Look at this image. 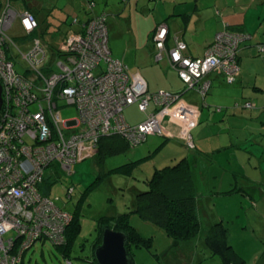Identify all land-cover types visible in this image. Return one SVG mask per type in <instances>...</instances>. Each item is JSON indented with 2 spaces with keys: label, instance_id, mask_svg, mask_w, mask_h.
<instances>
[{
  "label": "built area",
  "instance_id": "obj_1",
  "mask_svg": "<svg viewBox=\"0 0 264 264\" xmlns=\"http://www.w3.org/2000/svg\"><path fill=\"white\" fill-rule=\"evenodd\" d=\"M16 17L27 33L37 27L28 12L16 14L9 6L0 12V264H21L24 253L37 242L62 244L72 217L37 191L51 164L57 163L69 173L84 147L94 150L100 136L118 133L138 144L146 136L161 135L165 118L181 128V138L193 148L191 130L198 114L182 102L181 93L149 92L141 76L112 59L100 20L90 21L82 34L70 33L65 38L60 49L71 55L57 63L60 71L56 73L41 75L48 47L38 40L29 42L22 57L34 71L32 78L40 75L42 80L38 85L42 95L32 94V81L15 74L13 64L5 59V40L9 42L5 33ZM166 36V25H159L153 37L156 62L164 57ZM216 38L217 43L202 58L185 57L182 42L168 50L171 67L186 91L195 89L203 96L209 82L202 78L212 71L229 84L236 78L238 40L223 35ZM34 102H38V110L30 111L28 103ZM58 102L73 106L76 116L61 120ZM134 103L147 114L141 123L130 125L123 111Z\"/></svg>",
  "mask_w": 264,
  "mask_h": 264
},
{
  "label": "crops",
  "instance_id": "obj_2",
  "mask_svg": "<svg viewBox=\"0 0 264 264\" xmlns=\"http://www.w3.org/2000/svg\"><path fill=\"white\" fill-rule=\"evenodd\" d=\"M40 1L29 0V5L31 9L37 11L38 15H43L42 10L45 7L48 9L51 4ZM127 1L128 10L131 8V12L141 13L145 18L143 39L141 40V36L134 30L132 33L134 56L139 58L137 63L139 70L134 74H138L146 81L149 92L182 93V102L198 113L197 123L191 130L195 145V150L191 154L188 155L183 151V144L178 140V137L182 139L181 128L169 118H166L167 125H163L164 119L161 122L162 132L159 136L162 137L160 138L162 141L160 143L157 140L154 141L153 151L158 147L157 151L163 150L166 142L173 140V147L166 149V152L170 153V162L176 163L183 158L188 160L192 169L197 199L200 197L213 203H220L222 200V202L234 204L236 206L234 209L239 211L241 205L237 200H249L254 205L257 203V192L260 196L259 203L264 204V57L259 56L256 49L257 44L264 45V0H159L158 3L155 0ZM2 2L3 0H0V4ZM67 3H73L77 7L75 0H67ZM151 3H153L152 8H150ZM131 19L132 16L129 21ZM159 24H165L168 29L167 49L174 46L176 42H184L187 47L186 55L189 57H201L206 47L212 43L215 34L220 32L224 25L250 34L252 40L246 42L239 52L240 71L235 83L228 85L222 75L211 72L207 75L210 88L204 97L192 90L185 91L175 71L169 67L166 56L161 62L154 61V47L150 35ZM130 26L133 27L131 23ZM68 31L66 32L69 34L71 31ZM137 42L140 44L139 47L142 46L139 55ZM245 102L253 103L254 108L244 109ZM130 107L137 108L136 105ZM152 110L153 106L149 111L152 112ZM123 115L130 125H137L145 119L143 114L138 120L131 122L126 118L125 112ZM84 148L83 159L94 154L93 150L90 151L87 146ZM203 153L210 155L205 158ZM189 156H191L190 159ZM168 163L167 166H169ZM156 166L157 164L152 166L151 173L157 169ZM235 186L240 189L239 192L229 195L221 194ZM238 193H242L244 197H240ZM255 207L257 209L258 205L256 204ZM253 213L258 221L264 222L262 210ZM219 220L224 223L227 219L225 215H222L212 222L208 221L204 227H201L199 221V242L204 243L208 228ZM226 226L229 232V227ZM195 240L196 238L190 241L191 259L199 260L200 255L194 249L199 242ZM261 241L264 243V237ZM230 245L243 259L234 245L231 243Z\"/></svg>",
  "mask_w": 264,
  "mask_h": 264
},
{
  "label": "rangeland",
  "instance_id": "obj_3",
  "mask_svg": "<svg viewBox=\"0 0 264 264\" xmlns=\"http://www.w3.org/2000/svg\"><path fill=\"white\" fill-rule=\"evenodd\" d=\"M40 0H37L39 2ZM142 1V0H141ZM145 1V0H144ZM40 2H50L52 9L47 18L48 23L55 25L56 21L60 19H67V23L62 25L58 33L42 34L43 25L39 27V34L24 37L19 27L14 26L9 35L13 37L14 42L20 49H27L31 43L30 38L37 37L43 43L54 45L67 27L70 25L72 18L78 17L82 19L87 17L82 12V0H75L77 7L73 3H67V0H41ZM159 0H157V3ZM96 11L103 10L108 14V46L111 56L115 59L121 60L129 69V72L136 73L139 70L138 56H134V45L132 42V33L135 31L140 35L142 40L144 35L145 18L141 13L135 15L128 10V3L122 0H107L104 3L102 0H96ZM118 6V9H117ZM144 6V5H143ZM140 6V7H143ZM153 3L150 4L152 8ZM54 7V8H53ZM46 9V10H45ZM42 12L47 11L45 7ZM141 8L139 9V11ZM49 12V11H48ZM57 15V17H55ZM59 16V17H58ZM132 16L131 21L129 18ZM135 19H138V21ZM133 27H129L130 23ZM52 25V26H53ZM134 30V31H133ZM33 41V40H32ZM30 42V43H28ZM48 46L52 50L51 46ZM137 53H141L142 46L137 42ZM14 53L16 52L13 49ZM52 60V72H56L57 62L63 60L58 56H49ZM17 60L20 62L19 58ZM22 65H26L21 61ZM58 109L61 120H69L76 116V110L73 106H62ZM37 107V105H36ZM152 107V104H151ZM125 112L126 118L133 122L143 116V112H139L137 108H127ZM142 113V114H141ZM166 118L163 120V125H167ZM177 134V133H176ZM178 135V134H177ZM176 135V138H177ZM175 137V136H174ZM160 136H150L143 144L131 147L127 152H122L115 155L107 156L103 159L100 165L98 157L87 156L81 158L79 162L72 166L71 172L56 171L59 180L52 183L48 181V192L50 199L60 208L65 211L73 212L77 207L79 218L81 221L80 233L74 242L73 252L70 262L72 264H92L90 261L91 249L98 237L96 223L101 216H116L124 212H130L133 209L135 195L138 192L147 189L146 181L151 173V168L157 164L156 168L161 169L167 166L170 162V153L166 149H171L173 140L166 142L163 150L157 151L149 159L141 163L139 168L131 169L129 163L134 162L144 156H148L153 152L155 145L154 141L160 143L162 139ZM180 143L183 144V151L188 155L193 150H187L182 139L178 137ZM149 148V149H148ZM186 149V150H185ZM149 150V151H148ZM190 151V153H189ZM191 156H189V159ZM181 160V159H180ZM179 161V160H178ZM175 163H168L173 165ZM211 169V168H210ZM214 169V168H213ZM46 170V174L50 172ZM206 182H208L206 180ZM73 187V193L70 198L65 195L67 187ZM136 188V189H135ZM203 188L206 189L205 186ZM214 195V194H213ZM240 197H244L242 193H238ZM258 198L254 205L249 200L237 202L241 205L239 211H236L234 204L222 202H211L204 198L197 199L196 214L200 221L201 227L212 222L217 217L225 215L227 220L224 224L229 227V234L231 239L229 242L234 245L236 251L243 256L244 264H264V243L261 241L264 237V222L258 221L254 211L262 210L264 213V204L259 203V194L256 192ZM246 199V198H243ZM216 204V205H214ZM258 205L256 209L255 205ZM131 226L140 233L141 236L147 238L152 236V245L150 248L135 247L130 248L131 258L133 264H164L170 262L171 264H219L220 260L217 256H212L203 242H199L198 238L200 232L196 236L198 246L194 248L197 254L200 255L199 260L191 259L190 241L185 243H175L169 239L165 233L159 229L154 228L149 224H145L136 214L130 216ZM200 228V226H199ZM203 239V238H202ZM24 264H68L66 259L60 254L59 250L54 248L49 242L35 243L23 255Z\"/></svg>",
  "mask_w": 264,
  "mask_h": 264
},
{
  "label": "trees",
  "instance_id": "obj_4",
  "mask_svg": "<svg viewBox=\"0 0 264 264\" xmlns=\"http://www.w3.org/2000/svg\"><path fill=\"white\" fill-rule=\"evenodd\" d=\"M104 3H106L107 0H102ZM124 3H128L127 0H122ZM157 2V0H155ZM96 0H83L82 1V12L84 13L85 16L82 19H79L78 17L72 18L70 25H73L72 27H67V29L63 32V36L58 39L56 44L54 45H49L43 43L41 40H39L37 37L30 38V42L32 40H38L40 41L43 45H49L53 48L50 50L47 48V62L45 64V67L41 68L40 73L41 75H48L53 71L51 68V63L52 60H50L49 56H58L59 58H63V60H60L59 62L65 61L66 57L70 56L71 54H65L61 51L60 47L62 46L63 41L65 38L70 33H80L82 34L85 31V26L90 22L94 20H100L101 23L104 25L106 32H107V45H108V27H107V16L108 14L105 13L103 10L101 11H96ZM6 6H9L13 11L16 12V14H20L22 12H28L31 14L36 23L37 27L27 33L25 32L21 25H20V20L18 17H16V20L14 21L13 25L11 26V29L14 26L19 27V30L23 33L22 38L24 37H29L30 35H38L39 34V27L40 25H43V32L42 34H54L58 33L62 25H65L67 23V19H60L56 21L55 25L52 23H48L47 18L50 15V12H52V9L45 11L43 15H38L37 11L35 12L34 9L30 8L29 5V0H3V2L0 4V12L2 9H4ZM52 6V4H51ZM37 7H35L36 9ZM54 8V7H53ZM44 10V9H43ZM49 11V12H48ZM57 17V15L55 16ZM59 17V16H58ZM185 18V17H184ZM186 21V19H184ZM62 24V25H61ZM53 25V26H52ZM161 25V24H159ZM157 25L153 32L150 35V40L152 42V45L154 47V55L156 53L155 49V43L153 41V37L155 35V31ZM165 25V24H164ZM9 29L5 35L6 39H9V42L5 40V45L7 47L5 52L6 60L11 61L13 64V70L15 74L20 75L25 77V79L30 82L32 81L31 89L32 94L34 95H39V97L42 95L38 85L40 82L42 83V80L39 76H36L38 79L35 80L33 77L34 71L31 69L29 63L22 57V53L26 49H20L19 46L14 42L13 37L9 35ZM67 30L71 31L69 34L66 32ZM68 31V32H69ZM168 32V29H167ZM218 35H223L224 38H230V40H238V43L236 45L235 49V61L236 65L238 67V74L236 75V78H234V81L232 83H227L225 78L224 81L228 85H232L235 83L239 71H240V64H239V52L241 47L248 41L252 40V36L248 33L243 32L240 29H237L235 27H228L224 25L223 29L220 32H217L213 38V41L210 45H208L204 51H207L210 47L215 45L217 43L216 37ZM167 38V36H166ZM29 43V42H28ZM185 45V51L183 52V55L187 58L190 59H196V58H202L204 54L201 57H189L186 55V44L182 42ZM176 44V43H175ZM165 46V54L164 56L167 57L168 62H169V67L172 69L170 60L167 56V52L169 49L166 47V40L164 43ZM109 48V46H108ZM15 49V53L13 51ZM256 49L258 51L259 56L264 57V45L263 44H257ZM110 51V49H109ZM110 57L114 59L111 56ZM19 58L20 62L17 60ZM117 60V59H114ZM163 60V59H162ZM161 60V61H162ZM21 61H24L26 65H22ZM120 61V60H118ZM160 61V62H161ZM121 62V61H120ZM58 63V62H57ZM122 63V62H121ZM124 65V64H123ZM58 68V66H57ZM173 70V69H172ZM38 71V72H39ZM60 70L58 69L56 72H59ZM98 71V70H96ZM174 71V70H173ZM52 72V73H56ZM213 72V71H212ZM176 73V72H175ZM211 73V72H210ZM208 73V74H210ZM216 73V72H215ZM207 74V75H208ZM219 74V73H218ZM177 75V73H176ZM207 75L202 78L204 81L209 82V88H210V81L207 79ZM221 75V74H220ZM223 76V75H222ZM178 77V76H177ZM32 78V79H31ZM179 79V78H178ZM182 83V82H181ZM183 84V83H182ZM184 90H185V85ZM202 96L204 97L208 91ZM186 91V90H185ZM192 91L197 92L195 89H192ZM168 92V91H165ZM170 93H177V92H170ZM198 93V92H197ZM182 94V93H181ZM199 94V93H198ZM201 96V94H199ZM28 109L30 111H36L38 110V102L34 103H28ZM58 106L62 103H57ZM37 105V107H36ZM64 105V104H63ZM132 105H136L138 108L137 103H134ZM130 105V106H132ZM249 105V106H246ZM128 106V107H130ZM127 107V108H128ZM149 110H151V105L149 106ZM244 109H252L254 108V104L251 102H245L244 104ZM126 109V108H125ZM124 109V110H125ZM139 110V108H138ZM140 111V110H139ZM145 114V113H143ZM147 114V113H146ZM145 114V118H146ZM124 116V115H123ZM150 136H159V135H149L146 136L145 141L139 142L138 144L133 143L132 141L126 139L124 136L121 134H107L105 136H100L98 139V143L93 150L94 154L92 156L98 157V162L100 165L103 163V159L107 156L110 155H115L119 154L122 152H127L129 148L131 147H136L144 142H146L147 138ZM192 136V134H191ZM183 140V139H182ZM25 143H31L29 138L25 137ZM184 146L187 150H195V145L193 142V148H190L186 145L185 141ZM159 148V147H158ZM158 148L153 151L150 155L145 156L142 159H138L134 162L129 163L131 166H129L131 169H135L139 167V164H141L143 161L149 159L152 154H154ZM210 154L203 153V156L205 158H208ZM82 158V157H81ZM79 162V161H78ZM77 162V163H78ZM76 163V164H77ZM75 165V164H74ZM73 166V165H72ZM50 172L46 174V170L50 169ZM60 169L59 165L57 163L51 164L48 168L45 170V175L42 179V183L38 185L37 191L40 192L42 195L49 197V192H48V186L49 185L47 182L50 180L53 182L59 180L57 177L56 171ZM72 169V167H71ZM71 172V170H70ZM69 172V173H70ZM146 186L147 189L145 191L138 192L135 195V200L133 204V209L130 212H124L122 214L116 215V216H101L98 218V221L96 223L97 226V231H98V237L96 242L93 244L92 249H91V256H90V261L92 264H96L93 258V250L100 244L101 240V231L104 227H109L110 229L118 232H123L126 237H127V252L128 255L131 257L130 253V248L132 246L135 247H145V248H150L152 245V236L151 237H143L136 231L130 224V216L131 214H136L140 220H142L145 224H149L154 228H159L161 229L165 235L174 241L175 243H185L192 241L193 239L196 238L199 232V220L196 214V209H197V195H196V188L195 184L193 181V176H192V169L191 165L189 164L188 160L186 158H183L176 162L173 165L166 166L161 169H155L150 177L146 181ZM240 189H238L236 186L231 189L228 192L221 193L222 195H229V194H234L239 192ZM73 193V187L69 186L66 189L65 195L67 198H70ZM57 206V205H56ZM60 210L65 211L63 208H60L57 206ZM77 207L73 212H67L68 214L71 215V221L68 224L65 233H64V239L62 241L61 245H52L54 248L59 250L60 254L66 259L68 264H72L70 262L71 255L73 252V246L74 242L76 241L79 233H80V226H81V221L79 218L78 210ZM204 244L209 250L210 254L212 256H217L220 260V264H244V260L238 256V254L234 251L232 246L229 243V232L227 229V226L219 220L216 223H213L207 230L205 237H204ZM133 262V260H132ZM21 264H24L23 262Z\"/></svg>",
  "mask_w": 264,
  "mask_h": 264
},
{
  "label": "water",
  "instance_id": "obj_5",
  "mask_svg": "<svg viewBox=\"0 0 264 264\" xmlns=\"http://www.w3.org/2000/svg\"><path fill=\"white\" fill-rule=\"evenodd\" d=\"M0 85V108L2 104ZM127 237L123 232H118L104 227L101 231L100 244L93 250L96 264H133L127 252Z\"/></svg>",
  "mask_w": 264,
  "mask_h": 264
}]
</instances>
